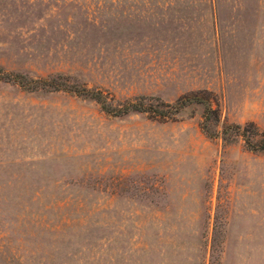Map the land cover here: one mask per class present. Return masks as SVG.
<instances>
[{
  "label": "rangeland",
  "instance_id": "obj_1",
  "mask_svg": "<svg viewBox=\"0 0 264 264\" xmlns=\"http://www.w3.org/2000/svg\"><path fill=\"white\" fill-rule=\"evenodd\" d=\"M0 71L219 117L0 77V264H264V0H0Z\"/></svg>",
  "mask_w": 264,
  "mask_h": 264
},
{
  "label": "trees",
  "instance_id": "obj_2",
  "mask_svg": "<svg viewBox=\"0 0 264 264\" xmlns=\"http://www.w3.org/2000/svg\"><path fill=\"white\" fill-rule=\"evenodd\" d=\"M0 77L6 79H12L19 85L26 89H32L37 85L44 88L57 90L63 89L71 91L77 95L83 97H89L95 100L100 109L104 112L122 115L128 112H148L152 115L159 117H171L180 108L191 102H198L202 104V119L206 126L208 123L218 121V111L216 107L211 106L208 97L199 92H189L188 94H182L174 98L172 101H164L159 97H151L146 95H138L130 100L120 102L118 105H112L106 101L105 95L99 90L88 88L83 85H74L64 80V75L60 73L49 74L46 77L30 78L23 74L11 73L7 71H0ZM221 136L229 135L230 132H234L236 135H240L243 140V145L250 150L264 152V129H258L257 126L251 121L248 123H220Z\"/></svg>",
  "mask_w": 264,
  "mask_h": 264
}]
</instances>
